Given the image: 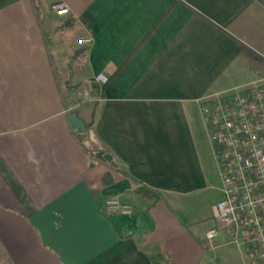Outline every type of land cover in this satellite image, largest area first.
<instances>
[{"label":"crops","instance_id":"0c3cea01","mask_svg":"<svg viewBox=\"0 0 264 264\" xmlns=\"http://www.w3.org/2000/svg\"><path fill=\"white\" fill-rule=\"evenodd\" d=\"M56 4L92 38L83 88H63L61 36L45 21ZM263 78L264 0H0V264L221 259L229 236L203 240L220 166L201 104ZM72 112L93 122L84 136ZM110 196L132 212H111Z\"/></svg>","mask_w":264,"mask_h":264},{"label":"built area","instance_id":"2783aa9c","mask_svg":"<svg viewBox=\"0 0 264 264\" xmlns=\"http://www.w3.org/2000/svg\"><path fill=\"white\" fill-rule=\"evenodd\" d=\"M53 7L59 15L70 13L64 4ZM80 42L88 45L92 38ZM201 109L222 180V198L213 207L216 222L203 240L213 249L226 233L227 242L242 249L250 264H264V78L206 96ZM78 131L84 136V130ZM105 204L111 212H132L130 204L115 196Z\"/></svg>","mask_w":264,"mask_h":264},{"label":"rangeland","instance_id":"374dc122","mask_svg":"<svg viewBox=\"0 0 264 264\" xmlns=\"http://www.w3.org/2000/svg\"><path fill=\"white\" fill-rule=\"evenodd\" d=\"M46 11L48 14L45 20L46 23L49 24L54 33L61 36L59 42L60 47L57 49V54L54 52V57L60 71V76H62L61 81L63 88L64 90H67L68 86L70 88L79 87L82 83L80 82L77 74H79L78 71L84 67L85 56L82 52H80L82 45H85L80 42V40L83 39L81 36L82 32H80V30H76L75 28L68 29L65 24V21L68 20L67 16L57 14L54 7L49 5L47 6ZM86 36L90 37V34H87ZM81 87L83 88L84 84ZM208 144L212 146V149H214L211 141H208ZM221 181L220 171L218 170L216 164V174H214L213 177V184L215 187L209 191V195L207 196L208 203L218 201L220 198ZM225 249H229L230 252H227L225 256L221 257V259L219 258L217 261H214L213 264H245L243 258L241 259V254L236 244L225 246ZM210 256H212V254Z\"/></svg>","mask_w":264,"mask_h":264},{"label":"trees","instance_id":"16d2710c","mask_svg":"<svg viewBox=\"0 0 264 264\" xmlns=\"http://www.w3.org/2000/svg\"><path fill=\"white\" fill-rule=\"evenodd\" d=\"M35 1H36V2L38 1V2H39V0H35ZM72 22H73L72 19H68L67 22H66V26H69ZM88 25H89V23H88ZM89 26L91 27V24H90ZM71 27H72V26H71ZM86 49H87V48H82V49L80 50V52L84 53ZM97 88H98V87H97ZM95 115H96V111H94V114H93V120L95 119ZM92 125H93V122L89 124L90 127H92ZM80 143H81V145H82L83 147L86 148V150L89 151V153H90L92 156H95V155H96V152H97V151L91 149V148L89 147L88 142H87L86 140L80 138ZM136 192L139 193V194H141L142 196L154 197V198H157V199H160V198H161V195H160V193H159L158 191H156V190H154V189H152V188H150V187H147V186H145V185H141V184H137V186H136Z\"/></svg>","mask_w":264,"mask_h":264},{"label":"water","instance_id":"95a60500","mask_svg":"<svg viewBox=\"0 0 264 264\" xmlns=\"http://www.w3.org/2000/svg\"><path fill=\"white\" fill-rule=\"evenodd\" d=\"M69 118L73 128L77 130H84L89 128V126L82 119L78 117L76 112L70 113ZM96 157L101 160L110 162L112 165L116 166L113 156L109 152H105L103 150L97 151Z\"/></svg>","mask_w":264,"mask_h":264}]
</instances>
